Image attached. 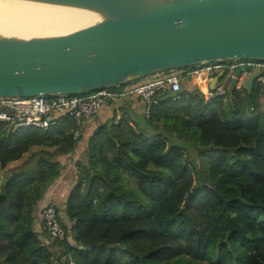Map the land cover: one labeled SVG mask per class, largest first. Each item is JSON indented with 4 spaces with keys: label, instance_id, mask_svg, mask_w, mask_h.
I'll return each mask as SVG.
<instances>
[{
    "label": "trees",
    "instance_id": "obj_1",
    "mask_svg": "<svg viewBox=\"0 0 264 264\" xmlns=\"http://www.w3.org/2000/svg\"><path fill=\"white\" fill-rule=\"evenodd\" d=\"M198 89L158 98L146 131L122 108L92 132L65 202L75 244L55 242L63 260L34 212L77 127L0 124V264H264V84L210 99Z\"/></svg>",
    "mask_w": 264,
    "mask_h": 264
},
{
    "label": "water",
    "instance_id": "obj_2",
    "mask_svg": "<svg viewBox=\"0 0 264 264\" xmlns=\"http://www.w3.org/2000/svg\"><path fill=\"white\" fill-rule=\"evenodd\" d=\"M24 1L98 20L56 35L0 30V97L79 94L202 62L264 60V0ZM257 75L244 81L247 92Z\"/></svg>",
    "mask_w": 264,
    "mask_h": 264
},
{
    "label": "built area",
    "instance_id": "obj_3",
    "mask_svg": "<svg viewBox=\"0 0 264 264\" xmlns=\"http://www.w3.org/2000/svg\"><path fill=\"white\" fill-rule=\"evenodd\" d=\"M237 69H241V72L236 84L232 86L237 91L241 92L244 89V81L253 73H258L255 82L264 84V60L233 59L202 62L144 77L129 90L102 88L83 95L36 94L25 97H0V124H4L11 131L27 128L47 129L54 126L60 117L69 116L77 127L73 134L76 138L80 135L83 119L95 115L108 101L115 102L123 96L137 94L143 101V116L147 118L151 106L158 98L167 94H171L172 99L180 98L182 80L190 79L202 84L220 74L223 75L220 80H231ZM225 94L226 89L223 85H218L214 89H208L205 96L210 99ZM37 212L40 223L39 234L43 235V243L50 245L63 240L66 232L59 222L56 201L47 200Z\"/></svg>",
    "mask_w": 264,
    "mask_h": 264
},
{
    "label": "crops",
    "instance_id": "obj_4",
    "mask_svg": "<svg viewBox=\"0 0 264 264\" xmlns=\"http://www.w3.org/2000/svg\"><path fill=\"white\" fill-rule=\"evenodd\" d=\"M140 80L141 79L133 80L125 83L124 86L122 87V90L132 89ZM211 81L212 80L205 81L202 84L200 83L197 84L196 81L190 79H184L181 82L180 91L181 92L195 91V89L199 90L198 88L199 86H201L203 92L206 93V91L210 89L209 84L211 83ZM218 85H223L225 89H229L230 80L229 79L219 80L214 84V87ZM143 107L144 105L142 99L137 94H131V95L123 96L122 98L116 100L115 102L114 101L106 102L95 115L87 119H83L80 127L79 142L77 143L73 152L60 156L58 158L62 167V172L58 177V179L53 183V185L50 188H48V191L46 192L44 198L37 204L36 210L34 212V227L38 233H39L40 223H39V215L37 210L47 200L52 199L55 200L57 203V213H58L59 222L64 228L66 232L67 240L69 242V237L72 238V235L70 232V221L68 220L65 214V202L78 176L77 164L84 160V152L86 151V148L88 146L89 137L91 136L92 132L96 129V127H98L100 124H103L111 120L114 114H117L116 115V119H117L122 114V108L131 111L132 121L130 122V124L142 126L140 128L143 129V131L148 130L144 122L145 117L143 116ZM3 180H4L3 173L2 171H0V184L3 183ZM50 246H51L50 249L52 250L54 246L57 247V244L53 242L50 244Z\"/></svg>",
    "mask_w": 264,
    "mask_h": 264
},
{
    "label": "bare ground",
    "instance_id": "obj_5",
    "mask_svg": "<svg viewBox=\"0 0 264 264\" xmlns=\"http://www.w3.org/2000/svg\"><path fill=\"white\" fill-rule=\"evenodd\" d=\"M97 20L93 14L74 8L24 0H0V30L6 35H19L21 32L38 36L56 35Z\"/></svg>",
    "mask_w": 264,
    "mask_h": 264
},
{
    "label": "rangeland",
    "instance_id": "obj_6",
    "mask_svg": "<svg viewBox=\"0 0 264 264\" xmlns=\"http://www.w3.org/2000/svg\"><path fill=\"white\" fill-rule=\"evenodd\" d=\"M19 34H21V35H31V33H26V34H25V32H21V33H19ZM260 99L263 100V105H264V97H261ZM139 124H140V123H139ZM27 156H28V153L25 154L24 158H26ZM24 158H23V159H24ZM20 162H21V160L18 161V162H16V163H10V164L7 165V167H15V166H17V164H19ZM69 243H70V244H75V242L72 240L71 237H69ZM44 245H48V244H45V243H44ZM48 246H50V245H48ZM49 248H51V247H49ZM52 251L54 252V255H55L56 257H61V256H62V260H63L64 258H66V256L63 255L62 249H61L59 246H57V247L54 246V248L52 249ZM59 255H60V256H59ZM62 260H61V261H62ZM70 264H72V263H70Z\"/></svg>",
    "mask_w": 264,
    "mask_h": 264
}]
</instances>
